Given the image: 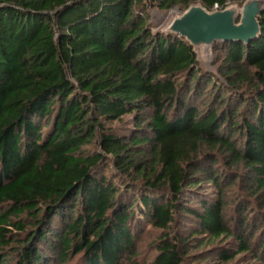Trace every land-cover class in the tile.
<instances>
[{
    "label": "trees",
    "instance_id": "obj_1",
    "mask_svg": "<svg viewBox=\"0 0 264 264\" xmlns=\"http://www.w3.org/2000/svg\"><path fill=\"white\" fill-rule=\"evenodd\" d=\"M244 1L0 0V264H264V14L216 74L150 14Z\"/></svg>",
    "mask_w": 264,
    "mask_h": 264
},
{
    "label": "water",
    "instance_id": "obj_2",
    "mask_svg": "<svg viewBox=\"0 0 264 264\" xmlns=\"http://www.w3.org/2000/svg\"><path fill=\"white\" fill-rule=\"evenodd\" d=\"M263 14L264 0H246L240 7L233 3L213 11L191 4L167 23L164 33L185 39L194 52L212 49L218 43L250 44L260 35L259 18Z\"/></svg>",
    "mask_w": 264,
    "mask_h": 264
},
{
    "label": "rangeland",
    "instance_id": "obj_3",
    "mask_svg": "<svg viewBox=\"0 0 264 264\" xmlns=\"http://www.w3.org/2000/svg\"><path fill=\"white\" fill-rule=\"evenodd\" d=\"M234 4H237V3H234ZM242 4H237V5L240 7ZM184 11L185 10H180L176 6L167 8V10L150 9L151 23H152L153 28H155V30H160L164 32V29L166 28L165 26L167 25V23L173 17H177L183 14ZM216 48H217V45H215L212 49L202 48L201 50H196L195 52L196 58L199 61L200 65L203 66L208 71L212 72L213 74H216V68H215L216 66L214 64L217 61ZM129 118L131 117H127V119ZM143 239L144 240L140 239V244H139L142 256L149 254V250L145 249V244L148 239L147 237H144Z\"/></svg>",
    "mask_w": 264,
    "mask_h": 264
},
{
    "label": "built area",
    "instance_id": "obj_4",
    "mask_svg": "<svg viewBox=\"0 0 264 264\" xmlns=\"http://www.w3.org/2000/svg\"><path fill=\"white\" fill-rule=\"evenodd\" d=\"M215 8H216V6H215Z\"/></svg>",
    "mask_w": 264,
    "mask_h": 264
}]
</instances>
